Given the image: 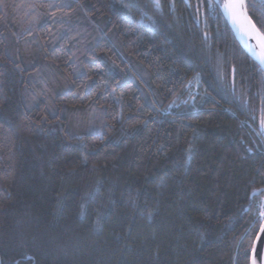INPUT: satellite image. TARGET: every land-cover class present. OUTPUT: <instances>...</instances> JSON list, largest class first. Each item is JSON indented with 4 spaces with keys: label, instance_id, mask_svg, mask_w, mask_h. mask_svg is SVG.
<instances>
[{
    "label": "trees",
    "instance_id": "obj_1",
    "mask_svg": "<svg viewBox=\"0 0 264 264\" xmlns=\"http://www.w3.org/2000/svg\"><path fill=\"white\" fill-rule=\"evenodd\" d=\"M262 121L206 0H0V264H250Z\"/></svg>",
    "mask_w": 264,
    "mask_h": 264
},
{
    "label": "snow or ice",
    "instance_id": "obj_2",
    "mask_svg": "<svg viewBox=\"0 0 264 264\" xmlns=\"http://www.w3.org/2000/svg\"><path fill=\"white\" fill-rule=\"evenodd\" d=\"M206 6L209 10V15L215 14L217 11L222 12L225 17H227L232 25L240 31L244 36H248L256 40V45L249 48L253 56H255L261 66V70L264 71V32H261L257 28L256 24L252 21L251 17L248 15L246 0H224L223 3L220 0H206ZM50 8H70L71 3L55 4L50 3L48 5ZM55 15V13H54ZM257 47L259 52H257ZM262 127H264V121L261 122ZM189 153V161L191 159L192 146H189L187 150ZM250 151V150H249ZM264 217V211L260 213ZM99 224V217L96 221ZM261 231L264 232V224H261ZM255 248V245H253ZM252 264H257L256 256H253Z\"/></svg>",
    "mask_w": 264,
    "mask_h": 264
},
{
    "label": "water",
    "instance_id": "obj_3",
    "mask_svg": "<svg viewBox=\"0 0 264 264\" xmlns=\"http://www.w3.org/2000/svg\"><path fill=\"white\" fill-rule=\"evenodd\" d=\"M247 4V3H246ZM248 12V9H247ZM249 15V12H248ZM250 16V15H249ZM232 32L234 33L238 43L241 45V47L243 48V50L248 54V56L254 61L256 62L259 67L261 68L258 59L253 56L252 52L249 50L250 47L255 46L256 45V40L252 39L248 36H244L240 31H238L230 22V20L225 17ZM257 52H259V48L257 47ZM261 191H264L261 190ZM258 194V193H257ZM264 224V221L263 223ZM255 248L252 249L251 252V258H250V264H252V259L253 256H256L257 258V264H264V232L261 231V228L259 229V232L256 236V239L254 241Z\"/></svg>",
    "mask_w": 264,
    "mask_h": 264
}]
</instances>
